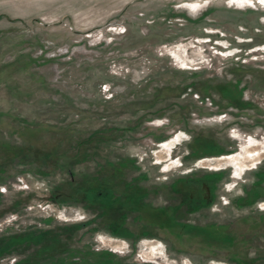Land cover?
Here are the masks:
<instances>
[{"label": "rangeland", "instance_id": "374dc122", "mask_svg": "<svg viewBox=\"0 0 264 264\" xmlns=\"http://www.w3.org/2000/svg\"><path fill=\"white\" fill-rule=\"evenodd\" d=\"M0 264H264V0H0Z\"/></svg>", "mask_w": 264, "mask_h": 264}]
</instances>
